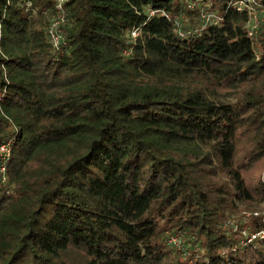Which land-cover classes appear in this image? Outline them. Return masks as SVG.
<instances>
[{"label": "trees", "instance_id": "16d2710c", "mask_svg": "<svg viewBox=\"0 0 264 264\" xmlns=\"http://www.w3.org/2000/svg\"><path fill=\"white\" fill-rule=\"evenodd\" d=\"M234 1L65 0L55 50L53 0H0V264H264V29Z\"/></svg>", "mask_w": 264, "mask_h": 264}, {"label": "built area", "instance_id": "2783aa9c", "mask_svg": "<svg viewBox=\"0 0 264 264\" xmlns=\"http://www.w3.org/2000/svg\"><path fill=\"white\" fill-rule=\"evenodd\" d=\"M53 1L56 3L57 16L51 21L48 27V35L52 47L55 50H59L64 41L63 26L65 24V13L63 11L62 5L65 0ZM233 6L238 12H244L248 16L246 30L249 38L253 39L257 34L258 29H264V6L258 0H235ZM202 19L205 23L213 21V17L209 13H204ZM178 32L181 36H183L180 30ZM137 34L138 29L131 33V37L135 38ZM10 154L11 147L9 143H5L0 146V175L3 182L6 181L4 176L5 163L7 162ZM243 234L246 235V232L243 231ZM186 240L187 238L184 235L174 237L169 240V244L172 245L174 254L179 256L186 255Z\"/></svg>", "mask_w": 264, "mask_h": 264}, {"label": "rangeland", "instance_id": "374dc122", "mask_svg": "<svg viewBox=\"0 0 264 264\" xmlns=\"http://www.w3.org/2000/svg\"><path fill=\"white\" fill-rule=\"evenodd\" d=\"M2 178V177H1ZM6 182V181H5ZM245 216L244 217H250L249 215H250V212H246V213H243ZM255 214H258L257 216H262V214H263V212L262 211H258L257 210V213L255 212V213H253V215H255ZM233 227H235V226H233ZM243 237L246 239V241H245V243H249V242H255L256 240H257V238H264V235L261 233V234H259L258 235V233H255V234H251V233H249V232H247L246 231V235H244L243 234ZM185 246H186V244H185ZM188 250L186 249V252H187Z\"/></svg>", "mask_w": 264, "mask_h": 264}]
</instances>
